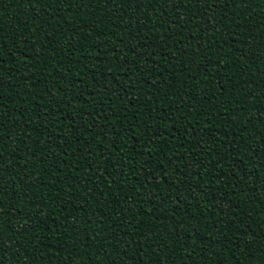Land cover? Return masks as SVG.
Listing matches in <instances>:
<instances>
[{"label": "trees", "instance_id": "1", "mask_svg": "<svg viewBox=\"0 0 264 264\" xmlns=\"http://www.w3.org/2000/svg\"><path fill=\"white\" fill-rule=\"evenodd\" d=\"M0 264H264V0H0Z\"/></svg>", "mask_w": 264, "mask_h": 264}]
</instances>
